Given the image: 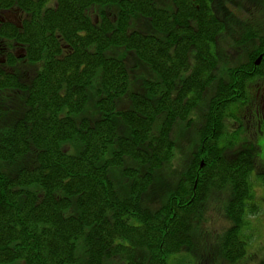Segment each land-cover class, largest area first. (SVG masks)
<instances>
[{
	"label": "trees",
	"instance_id": "obj_1",
	"mask_svg": "<svg viewBox=\"0 0 264 264\" xmlns=\"http://www.w3.org/2000/svg\"><path fill=\"white\" fill-rule=\"evenodd\" d=\"M229 7L0 0L18 18L0 22V264H191L219 194L228 227L213 257L248 258L264 144L240 138L242 115L230 119L264 81V16ZM191 130L178 165V132Z\"/></svg>",
	"mask_w": 264,
	"mask_h": 264
},
{
	"label": "rangeland",
	"instance_id": "obj_2",
	"mask_svg": "<svg viewBox=\"0 0 264 264\" xmlns=\"http://www.w3.org/2000/svg\"><path fill=\"white\" fill-rule=\"evenodd\" d=\"M243 2V4H239V0H232V2L235 4L236 8H228L231 12H234L236 17H240L242 15L241 9L244 11L249 10L250 14H252L253 17L261 18L264 16V7L261 4H255L254 2H251V0H240ZM2 42H0V45ZM226 45L222 43L220 50L225 53L227 49H224ZM5 53V52H4ZM3 53V54H4ZM3 54H0V63L3 62L4 56ZM259 80H257L258 82ZM248 115H251V113H248ZM192 114H191V122H192ZM194 120L195 124L197 120ZM226 125L228 126V120L229 118H226ZM232 122H234L233 119H230ZM245 133L246 135H251L252 132L251 129H253V121L250 123L249 121H245ZM264 125V122L263 124ZM178 139L177 143L179 144V149L182 151L183 156H178L175 160V163H178V165H181L186 160V157L189 155L190 152V144H192L193 141V131H180L178 132ZM264 137V136H263ZM255 142V141H254ZM264 144V140L262 138L259 139L257 142L258 146H261ZM256 148V154L261 152L260 147ZM180 150L177 152V154H180ZM261 156H264V153H262ZM264 158V157H263ZM257 169L252 174L251 183L253 187L254 192V203L257 205L258 209L257 212L253 216H248L246 219V226L243 230V233L246 235L248 239V246H247V252H246V259L242 260L241 264H261L264 263V176L259 177V174H264V161L263 164H261V161L257 164ZM261 170V172H260ZM159 180L162 182L163 180V173L159 175ZM220 196L218 199H214L213 201H209V206L207 208V220L204 224L201 225L199 228L198 233L195 235V246L189 255L188 261L191 264H201V259L205 258V256L213 257V254L215 253V249L213 250L210 246L211 243L216 241V235L222 231L225 230L226 227H228V220L226 223L222 222V213H223V198H225V195L219 194ZM218 231L217 233H215ZM186 257V255H183ZM195 258H194V257ZM213 263L212 264H222L220 263L219 259H216L213 257ZM186 260V259H185Z\"/></svg>",
	"mask_w": 264,
	"mask_h": 264
},
{
	"label": "flooded vegetation",
	"instance_id": "obj_3",
	"mask_svg": "<svg viewBox=\"0 0 264 264\" xmlns=\"http://www.w3.org/2000/svg\"><path fill=\"white\" fill-rule=\"evenodd\" d=\"M14 14L16 22H13V20L8 19L9 17L6 18L7 14ZM0 22L3 23L4 20L10 21L12 23H17L18 18L15 13V11H8V12H0ZM12 17V15H11ZM6 46V45H5ZM16 44L13 43L11 48H15ZM248 93V94H247ZM239 101V100H238ZM240 102L243 103L239 105L240 107V112L245 113V115H242L244 120L246 121H254L255 120V115L259 113L260 119L258 123V127L254 132V136L257 139L262 138L264 140V81H258V82H253L251 84H248L247 87V92L245 95V99H240ZM248 113H251V115H248ZM262 118V121H261ZM238 122L235 121V124ZM261 124V125H260ZM262 126V127H261Z\"/></svg>",
	"mask_w": 264,
	"mask_h": 264
},
{
	"label": "water",
	"instance_id": "obj_4",
	"mask_svg": "<svg viewBox=\"0 0 264 264\" xmlns=\"http://www.w3.org/2000/svg\"><path fill=\"white\" fill-rule=\"evenodd\" d=\"M259 59H260V58H258V61H257L256 63H258V62H259Z\"/></svg>",
	"mask_w": 264,
	"mask_h": 264
}]
</instances>
